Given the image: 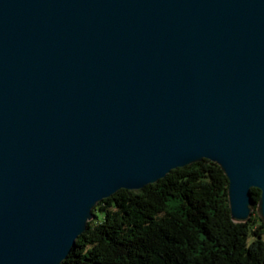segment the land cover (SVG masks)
<instances>
[{"label": "water", "instance_id": "1", "mask_svg": "<svg viewBox=\"0 0 264 264\" xmlns=\"http://www.w3.org/2000/svg\"><path fill=\"white\" fill-rule=\"evenodd\" d=\"M201 160L264 223V0H0V264H61L98 202Z\"/></svg>", "mask_w": 264, "mask_h": 264}, {"label": "trees", "instance_id": "2", "mask_svg": "<svg viewBox=\"0 0 264 264\" xmlns=\"http://www.w3.org/2000/svg\"><path fill=\"white\" fill-rule=\"evenodd\" d=\"M221 170L201 160L139 190H118L97 203L61 264H264L260 191L251 189L247 222H234Z\"/></svg>", "mask_w": 264, "mask_h": 264}]
</instances>
